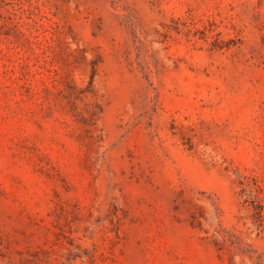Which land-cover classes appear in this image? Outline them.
I'll return each instance as SVG.
<instances>
[{
    "label": "rangeland",
    "instance_id": "rangeland-1",
    "mask_svg": "<svg viewBox=\"0 0 264 264\" xmlns=\"http://www.w3.org/2000/svg\"><path fill=\"white\" fill-rule=\"evenodd\" d=\"M0 264H264V0H0Z\"/></svg>",
    "mask_w": 264,
    "mask_h": 264
}]
</instances>
